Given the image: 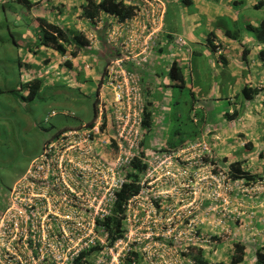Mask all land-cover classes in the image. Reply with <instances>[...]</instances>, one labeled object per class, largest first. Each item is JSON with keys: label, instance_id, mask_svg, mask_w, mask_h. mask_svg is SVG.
<instances>
[{"label": "built area", "instance_id": "1", "mask_svg": "<svg viewBox=\"0 0 264 264\" xmlns=\"http://www.w3.org/2000/svg\"><path fill=\"white\" fill-rule=\"evenodd\" d=\"M131 5L134 15L125 21L104 15L118 26L108 28L105 38L110 51L104 80L112 98L100 101L93 123L47 142L0 206V264H75L98 248L102 251L89 264H128L131 252L140 254L143 264L141 244L153 240L160 250L180 254V264H193L182 256L189 246L207 250L214 244L203 221L219 219L226 231L233 199L239 191L250 194L222 167L205 138L175 149L142 148L141 73L163 32L166 6L162 0ZM97 21L91 27H98ZM87 38L94 48L97 38ZM215 47L222 55L223 45L217 41ZM137 161L143 168L136 171L139 192L125 204V233L111 247L103 221L113 216Z\"/></svg>", "mask_w": 264, "mask_h": 264}, {"label": "crops", "instance_id": "2", "mask_svg": "<svg viewBox=\"0 0 264 264\" xmlns=\"http://www.w3.org/2000/svg\"><path fill=\"white\" fill-rule=\"evenodd\" d=\"M11 1L17 3L16 0ZM71 1L72 8L66 11V14L71 16L70 26H67L62 18V9H67L64 0L51 2L40 0L37 6L29 9V13L34 12L33 17L39 27L38 18L48 20L52 14L55 16L60 14L61 22L55 24L72 32H82L86 37L93 35L97 38L94 49L81 51L76 57L68 54L67 57L72 65L69 70L73 74L82 70L84 65L87 69H92L91 53H96V57L102 53L107 65L109 60L107 52L110 48L106 45L105 38L110 34L108 28L118 27L116 20L106 18L102 14L97 21L98 27H91L90 21L84 18L82 13V6L86 0H77L76 3ZM248 1L250 4H247L246 0H191V4H184L183 0H168L164 32L154 49L153 59L141 75L148 104L147 110L152 114L153 128L164 121V118L156 116L155 107L163 116L165 113H170V101L161 99L162 96H169V91L173 88V82L168 74L174 62L182 64L185 82L186 85H190V89L202 91L200 86L196 85L199 77L203 81L212 82L214 87L209 90H220L217 101L222 102L226 109L219 113L222 117L215 124L209 115L210 104L199 107L194 101L193 106L204 112L202 111L201 119L193 117V122L203 123L204 138L215 146L216 154L225 166L243 162V170L250 175H262L264 173V45L260 44L254 35L250 36L246 29L249 23L257 25L258 20H264L252 13L255 1L259 2V0ZM242 2L245 4H241ZM3 3L4 0H0V4ZM44 6L48 11H40ZM243 11L250 16L242 15L241 21L239 15ZM240 22L242 25L238 27L237 24ZM172 38L174 40L180 38L179 45L176 46ZM216 40H221L225 46L226 64L213 50L212 44ZM38 50L39 52L43 50V53L48 52L47 55H50L46 58L45 55H41L44 58L39 61L40 66L46 70L50 71L55 67L56 69L63 67L62 70L67 68L57 59L59 55L56 52L45 48ZM31 54L32 52L29 51L28 57ZM205 61L208 63L206 70L203 66ZM75 76L77 77L76 74ZM88 78L91 82H99V85L103 81V75ZM244 88H252L259 93L252 101L246 102L242 96ZM195 96L196 93L193 99ZM162 131L159 128L157 133L161 135ZM183 143L184 141L181 142ZM150 146L151 148L168 147L158 137ZM252 186L249 188L251 189L249 195L239 191L233 199L231 205L233 217L226 223V231H221L223 226L219 224V219L203 221L204 233L222 238L216 246L208 248L206 257L210 261L229 264L232 244L240 242L247 248L243 264H254L256 251L264 248V182L263 185Z\"/></svg>", "mask_w": 264, "mask_h": 264}, {"label": "rangeland", "instance_id": "3", "mask_svg": "<svg viewBox=\"0 0 264 264\" xmlns=\"http://www.w3.org/2000/svg\"><path fill=\"white\" fill-rule=\"evenodd\" d=\"M38 1L40 0H31L33 3ZM73 1L76 3L77 0ZM246 1L250 4L248 0ZM64 2L67 9H62V18L64 23L70 26L71 16L66 14V11L72 8L73 3L71 0ZM254 4L257 5V1ZM44 10L48 11V8L44 6L40 11ZM29 11L24 5L11 0H4V3L0 4V90L3 91L0 94V206L7 201L13 185L44 152L47 142H52L63 131L93 122L95 102L100 89L99 82H91L88 77L96 75L102 77L106 67L105 56L99 53L96 57L97 54L91 52L92 69H87L84 65L82 70L75 73L79 79L66 67L65 70H62L63 67L57 69L55 67L48 71L40 66L39 61L44 58L41 55H45V58L50 55H47L48 52L43 53V50L39 52L32 48L40 27L33 17L34 12ZM263 12L264 6L261 9H254L252 13L264 20ZM242 15L250 16L243 11L239 15L241 21ZM48 20L53 23L61 22L60 14L57 16L52 14ZM261 23L262 21L258 20L257 25ZM241 25L242 22L237 24L238 27ZM249 34L256 35L251 32ZM30 47L32 49H29ZM29 51L32 54L28 57ZM57 59L63 63L65 61L60 56H57ZM207 65L205 61L203 65L205 70L208 68ZM35 78L42 80L43 88L35 100L29 101L28 89L24 88V84ZM196 85H199L202 91L190 89V85H187L185 89L173 87L169 91V96H162L161 100L170 101V113L163 116L155 107L156 116L164 118V121L154 126L152 134L148 135L147 147L158 137L168 147L175 149L182 141L198 133L201 127L195 125L193 117L201 119L203 110L193 106L194 101L199 107L210 104L211 121L218 123V119L222 117L219 113L226 109L222 102L217 101L220 90H209L214 87L213 83L209 80L203 81L201 77L198 78ZM192 92L196 93L194 99ZM102 96L110 98L111 93L105 89ZM52 113L56 116L49 118ZM159 128L163 130L161 135L157 133ZM148 242L150 245L145 248ZM148 242L141 244L147 255L143 264H180L183 261L180 254L160 250L155 246V240Z\"/></svg>", "mask_w": 264, "mask_h": 264}, {"label": "trees", "instance_id": "4", "mask_svg": "<svg viewBox=\"0 0 264 264\" xmlns=\"http://www.w3.org/2000/svg\"><path fill=\"white\" fill-rule=\"evenodd\" d=\"M17 3L24 5L28 9H31L39 4V2H31V0H16ZM50 2L52 0H49ZM131 1L133 0H86V3L82 6L83 17L90 19L93 23V20L104 14L111 15L113 17L119 18L121 21H125L131 17H133L134 6L131 5ZM166 1V0H162ZM167 2V1H166ZM184 4H191V0H183ZM241 4H245L242 2ZM264 6V0H259L257 5L254 6V9H261ZM166 18V16H165ZM37 21L40 24L39 33L34 42L33 49L45 48L48 50H52L59 54L62 57L67 56V54H71L73 57L83 50L85 47L89 45V41L86 39L83 33L81 32H72L70 30L64 29L55 23L49 22L45 18H38ZM246 32L254 33V37L257 41L264 45V21H262L261 25H252L248 24ZM252 36V35H250ZM174 40V38H172ZM220 42L223 46V42L220 40H216L215 42ZM215 42L212 44L213 50L216 49ZM175 43V40H174ZM31 47L29 49H32ZM71 50V51H70ZM247 52V51H246ZM220 60L226 64L225 54L219 56ZM67 66L72 67L71 62L67 61L65 63ZM106 68V67H105ZM104 72L103 74L105 73ZM170 80L173 82V87L185 89L186 82L183 73L182 64L180 62H174L169 71ZM24 88L28 89L27 99L29 101H33L39 95L43 88L42 80L39 78H35L30 82L24 84ZM3 91L0 90V94ZM259 93L258 90L252 88H244L242 90L243 100L246 102L252 101L255 96ZM194 93L192 92V96ZM195 118V117H194ZM153 119L150 111H147L146 118L144 121L145 128V140L147 139L150 131L152 129ZM195 125L200 126V131L195 133L193 137L187 140L194 141L204 139L203 136V123H195ZM203 136V137H202ZM185 140V141H187ZM243 162H235L230 165L231 168V177L233 180H239L241 184L244 186H248V188L256 187V185H263L264 182V173L262 175H250L249 172L243 170ZM134 172L131 175V181L127 184L124 189L118 194L117 202L113 211V216L107 218L103 221L104 226L106 227L109 236L110 243L109 246H114V244L121 238H123L125 233L124 223H123V214H124V206L127 201L132 198L135 194L139 192V187L136 184V171H141L143 168L139 164V161L133 163ZM264 172V171H263ZM262 182V183H260ZM219 237L216 235L212 236V243L218 244ZM233 248L229 257V264H243L246 258V245L236 242L232 244ZM102 251L101 248L95 250L96 253H100ZM182 256L185 260H190L193 264H226L225 262L220 263H211L210 260L206 257V251L197 247H188L187 253H182ZM93 252L84 253L81 259L75 264H89L90 260H92ZM256 261L254 264H264V248H259L255 253ZM128 264H141L142 258L140 254L131 252L128 255V259L126 260ZM187 264V263H186Z\"/></svg>", "mask_w": 264, "mask_h": 264}, {"label": "clouds", "instance_id": "5", "mask_svg": "<svg viewBox=\"0 0 264 264\" xmlns=\"http://www.w3.org/2000/svg\"><path fill=\"white\" fill-rule=\"evenodd\" d=\"M164 3H165V6H166V14H167V2L166 1H163ZM166 14H165V16H166ZM109 16V15H108ZM101 17V15L100 16H98V17H96L95 19H99ZM110 17H113V16H111L110 15ZM117 18V17H116ZM87 19V18H86ZM94 19V20H95ZM90 22H91V20L90 19H88ZM94 20H93V22H94ZM164 24H165V18H164ZM163 32H164V29H163ZM163 32L159 35V40H158V42H157V44H156V46L158 45V43L160 42V37H161V35L163 34ZM82 33V32H81ZM85 36V35H84ZM86 37V36H85ZM86 39L88 40V38L86 37ZM178 40H181L180 38H176L175 39V45L177 46V45H179V43H177V41ZM89 41V40H88ZM155 46V47H156ZM155 47H154V49H155ZM224 47V52H225V46H223ZM90 49H94V48H90V42H89V45L87 46V47H85L83 50H81V51H84V50H90ZM71 51V50H70ZM80 51V52H81ZM215 51V50H214ZM223 52V53H224ZM108 53V52H107ZM111 53H112V51H111ZM216 53V52H215ZM70 54V53H69ZM154 54V53H153ZM59 55V54H58ZM71 55V54H70ZM108 55V54H107ZM60 56V55H59ZM67 56H68V54H67ZM67 56H65V57H62V56H60L62 59H65V61H64V66H66L68 69H69V66H67L65 63L67 62V61H70V59L67 57ZM109 56V55H108ZM220 56V55H219ZM152 59H153V57H152ZM151 59V60H152ZM71 62V61H70ZM107 66V65H106ZM171 68V67H170ZM106 69V68H105ZM72 72V71H71ZM75 75V74H74ZM104 78H105V73L103 74V81L101 82V84L99 85V89H100V94H99V96H98V98H97V100H96V102H95V117H94V120H93V122L95 121V119H96V115H97V109H98V105L100 104V101H108L109 99H111L112 98V93H111V91L105 86V80H104ZM105 89H107V90H109L110 91V93H111V97L110 98H104L103 96H102V91L103 90H105ZM144 91V90H143ZM144 95H145V91H144ZM145 100H146V113H147V108H148V104H147V99H146V96H145ZM53 118V117H52ZM145 118H146V115H145ZM93 122H91V123H93ZM91 123H89V124H91ZM84 125H86V124H83V125H81L80 127H77V128H70V129H68V130H66V131H76V130H80L81 129V127L82 126H84ZM152 128H153V126H152ZM144 130H145V128H144ZM151 131H152V129H151ZM151 131H150V133H151ZM63 132H65V131H63ZM62 133V132H61ZM60 133V134H61ZM145 133H146V131H145ZM60 134H58L57 136H56V138L60 135ZM188 141V140H187ZM187 141H184V143H186ZM190 141V140H189ZM183 143V144H184ZM182 145V144H181ZM180 145V146H181ZM162 147V146H161ZM179 147V146H178ZM177 147V148H178ZM142 148H144V149H146V150H150V148H151V146H149V147H147L146 146V140H145V134H144V140H143V142H142ZM164 148H169V147H164ZM39 157V156H38ZM219 158V157H218ZM219 163L222 165V167L223 168H230V165L231 164H229L228 166H225V164L224 163H222L221 162V159H219ZM29 170V169H28ZM230 170H231V168H230ZM232 172V171H231ZM211 237H212V235H210ZM220 240L222 239L221 237L219 238ZM219 241V240H218ZM217 244V243H216ZM216 244L214 243L211 247H214V246H216ZM93 252V257H92V260L94 259V257L96 256V255H98L99 253H96L95 254V251H92ZM88 253H91V252H88ZM83 256V255H82ZM81 256V257H82ZM92 260H90V262L92 261ZM126 260H127V258H126ZM126 262V261H125Z\"/></svg>", "mask_w": 264, "mask_h": 264}]
</instances>
